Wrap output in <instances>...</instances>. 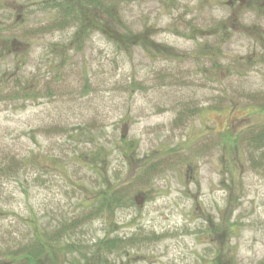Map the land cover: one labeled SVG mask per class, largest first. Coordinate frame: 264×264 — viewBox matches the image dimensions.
<instances>
[{"label": "rangeland", "instance_id": "obj_1", "mask_svg": "<svg viewBox=\"0 0 264 264\" xmlns=\"http://www.w3.org/2000/svg\"><path fill=\"white\" fill-rule=\"evenodd\" d=\"M0 264H264V0H0Z\"/></svg>", "mask_w": 264, "mask_h": 264}, {"label": "trees", "instance_id": "obj_2", "mask_svg": "<svg viewBox=\"0 0 264 264\" xmlns=\"http://www.w3.org/2000/svg\"><path fill=\"white\" fill-rule=\"evenodd\" d=\"M43 245H42V249H43ZM37 253V252H36ZM36 253L35 254H32V253H30V254H28V256L26 257L29 261L32 259V258H38L39 256H36Z\"/></svg>", "mask_w": 264, "mask_h": 264}]
</instances>
